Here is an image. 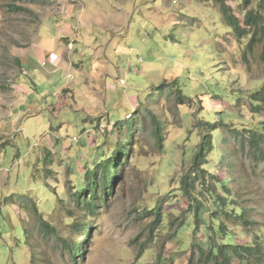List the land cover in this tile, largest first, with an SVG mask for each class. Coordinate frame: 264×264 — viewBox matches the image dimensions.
<instances>
[{
    "label": "rangeland",
    "instance_id": "rangeland-1",
    "mask_svg": "<svg viewBox=\"0 0 264 264\" xmlns=\"http://www.w3.org/2000/svg\"><path fill=\"white\" fill-rule=\"evenodd\" d=\"M258 1L228 4L243 22ZM250 40L213 0H0V264L195 263L210 221L194 219L182 179L208 133L200 122H264L251 112L264 62ZM213 136L205 180L251 224L226 220L233 243L264 248V163ZM109 159V192L87 210L74 193Z\"/></svg>",
    "mask_w": 264,
    "mask_h": 264
},
{
    "label": "trees",
    "instance_id": "trees-1",
    "mask_svg": "<svg viewBox=\"0 0 264 264\" xmlns=\"http://www.w3.org/2000/svg\"><path fill=\"white\" fill-rule=\"evenodd\" d=\"M27 1L35 2L37 0ZM213 1L219 4L223 21L232 29L237 39L242 40L246 36L251 35V40L248 44L249 52H253V49L259 45L262 47L260 59L264 62V0L258 1L257 8L247 10L243 22L235 14L232 6L228 4V0ZM243 2L248 7L251 0H243ZM250 101L252 102L251 112L259 114L264 109V86L261 90L254 91L250 94ZM180 102L183 103L185 100L182 98ZM201 122V127L206 128L208 133L202 136V141L198 145V149L192 158L191 169L182 179V191L188 202H190V205L194 206V219L204 220V215L208 214L210 225L208 227L206 225L205 227L207 234L203 238L204 240L195 245L198 252L196 262L191 261L190 264H234L235 260H238L241 264H264V248L262 244L258 242L251 245L233 243L232 232H230L225 223L226 220L231 219L237 222L238 225L244 224L250 226L251 224H249L246 218L245 211L240 207H235L233 201L230 202L226 197L219 196L211 184L207 183L204 176L208 172L204 166L207 165L208 157L214 149L213 133L218 129H222L229 133L231 137L241 140V143L246 144L251 153L257 157V162L264 163V122L261 124L262 128L260 130H241L234 123ZM155 132L157 141L161 144L162 137L160 129L156 128ZM126 150L124 145H119L113 160H118ZM113 163L115 162L109 159L98 164V168L101 170L100 177L98 169H90L87 171L85 178L88 180L87 187L82 191H75L74 193L78 202L85 203V209H94L96 204L93 201L100 200V196L108 194L113 180L111 177L112 173H116V166L114 169L112 168ZM115 165H117V162ZM210 179L213 180L212 184L220 183L215 175L210 174ZM207 186L208 189L204 191V188H207ZM88 194L90 197H88ZM209 207L213 208L211 209ZM37 214L42 230L47 234H54L55 227L41 217L39 212ZM149 214L155 218V221L151 223V230L153 231L157 225L160 226L162 224L160 207L149 210ZM208 221L204 224H208ZM216 223H218V226ZM81 226L83 227V225ZM180 226L181 228L185 227L184 225ZM73 228L82 231L79 230L80 224H74ZM84 251L85 249H82V252ZM79 255L80 253L77 247L75 258H78Z\"/></svg>",
    "mask_w": 264,
    "mask_h": 264
}]
</instances>
